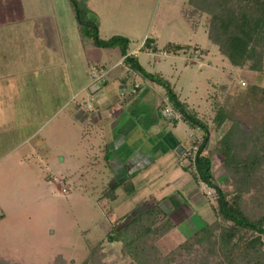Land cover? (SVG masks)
<instances>
[{
    "label": "rangeland",
    "instance_id": "1",
    "mask_svg": "<svg viewBox=\"0 0 264 264\" xmlns=\"http://www.w3.org/2000/svg\"><path fill=\"white\" fill-rule=\"evenodd\" d=\"M86 5L98 17L99 36L128 38V49L138 47L147 36L157 39L159 52L169 41L197 45L198 52L208 48V55L200 59L193 50L187 56H161L159 66L164 72L160 75L174 83L181 97L204 116H210L216 97L234 96L248 83L264 86V73L233 67L208 43L204 18L198 30L192 29L181 15L187 0H87ZM0 21V258L4 263L56 264L61 256L64 264H80L87 255V242L101 241L107 264H125L120 243L109 234L113 224L126 223L143 209L139 202L143 197L166 190L165 185L178 187L183 202L175 207L180 215L175 229L159 241L164 253L190 234L191 228L182 223L191 218L192 211L202 222L212 218L213 190L203 186L186 193L184 188L187 183L194 185L193 179L184 170L189 177L182 182L179 168L188 159L173 150L153 154L155 159L148 160L138 177H114L121 172L114 170L112 151L119 135L130 133L132 107L123 108L116 101L113 110L104 113V139L100 141L98 133L91 134V98L84 102L86 119L79 116L83 110H75L73 94L78 87L99 85L93 83L87 65L96 45L82 32L70 0H0ZM100 49L107 56L102 55L107 67L121 54L110 56L118 47ZM122 68L119 65L113 74ZM220 83L227 88H219ZM155 88L162 93V86L155 83ZM100 101H92V106ZM98 109L106 111L102 105ZM120 111L129 114L119 118ZM177 130L189 147L194 137L187 138L181 123ZM214 143L212 139L209 148ZM212 167L221 183L227 173L219 157L213 159ZM125 182L132 183L131 192ZM206 189L212 193L207 195ZM198 193L203 202L194 205L193 196Z\"/></svg>",
    "mask_w": 264,
    "mask_h": 264
},
{
    "label": "trees",
    "instance_id": "2",
    "mask_svg": "<svg viewBox=\"0 0 264 264\" xmlns=\"http://www.w3.org/2000/svg\"><path fill=\"white\" fill-rule=\"evenodd\" d=\"M86 1L70 0L82 32L97 47H118L125 64L162 86L182 120L202 130V137L194 142L198 144L196 158L192 163L189 149L183 169L194 178L198 175L214 192L215 202L212 199L209 203L212 218L167 253L159 241L174 228V222L160 199L148 196L139 201L143 209L120 227L113 224L109 233L113 241L120 243L125 264H264V86L248 83L234 96H224V100L216 97L210 116H204L180 98L168 79L148 72L135 56L127 53L128 38H101L98 17ZM181 15L194 30L204 18L209 44L230 65L258 75L264 73V0H187ZM190 49L197 48L170 41L162 48L173 54ZM140 50L157 51L156 38L145 37ZM206 52L204 49L200 53ZM219 88L224 90L227 86L220 83ZM212 139L215 143L209 148ZM215 157L221 159L227 173L221 183L212 167ZM124 187L132 191L131 182H125ZM56 260V264L65 262L61 256ZM80 264H107L101 241L87 242V255Z\"/></svg>",
    "mask_w": 264,
    "mask_h": 264
},
{
    "label": "crops",
    "instance_id": "3",
    "mask_svg": "<svg viewBox=\"0 0 264 264\" xmlns=\"http://www.w3.org/2000/svg\"><path fill=\"white\" fill-rule=\"evenodd\" d=\"M1 23L2 22L0 21V24ZM142 42L143 41L138 43V47H136L135 49H128L127 53L135 56L138 62L142 65V67L145 68L148 72L151 71L149 70L151 68L156 69L157 71H152V72H159L162 76H163L162 73L164 72H162V70H159V66L162 65L160 59L161 56L165 59L171 56L178 57L180 56V54L183 53L187 56V54L191 51L190 49L187 52H179L177 54L166 53L163 50L161 52L141 51L140 47L142 45ZM183 44H187V43H183ZM192 46H196L197 49L193 51L195 53L197 52L199 59L203 56H207L209 53L208 48L206 49L207 50L206 53H200L198 52L199 47L197 45H192ZM93 47L94 49L92 50L93 52L91 54V60L87 61L88 67L90 68V63L93 64L92 62H95L94 63L95 65L101 66V68H103L108 74L106 75V81L103 84H98L99 86L97 87H92L91 84L89 83H84L83 86H81L80 88L78 87L77 91H75L73 94V99H75V104H76L75 110H77L78 112L83 110L82 111L83 114L80 115L79 113V116H83L82 120L86 119L87 114H86V110H85L86 107L84 105L85 104L84 102L89 101L91 98L92 108H91L90 128L94 127L93 129H91L92 131L91 134H94L93 132H95V135L98 133L99 136L98 135L97 136L99 137V141H100L101 139L102 140L104 139L103 138L104 134H102L101 132L103 131L102 128H104L102 127L103 126L102 119L106 117L104 113L107 112L108 110L111 109L113 110L116 101H117L116 103L122 105L123 108L125 106L132 107L130 110V114L125 112L121 113L122 111L119 112V118L120 117L124 118L125 116L127 117V115L129 114V117L133 118L134 122L132 121V123L129 124V127L127 128V130H130V133L128 132L129 134L127 133L126 135H124L123 133L119 135L118 142H116L117 144L115 145L116 150L112 151L114 154L112 157V161H115L114 170L121 172V173L115 172L114 177L115 178L119 177V179H122L124 176H126L127 178L130 177L131 179L135 176L138 177V175H142L141 169L146 167V165L149 162L148 160L152 161L153 159H155V156H153V154L158 156V154H163V152L165 151L167 152L168 150H173L175 153H177L176 152L177 146H182L184 148L182 154L177 153V155L181 159L185 158L184 155L190 149L189 148L190 145L192 146V144H194L196 140L199 141L200 138L202 137L203 135L202 130L200 128L190 127L183 120L178 122H170L164 119L160 114L162 100L163 97L165 96L164 89L162 88L163 89L162 93L159 92V90L155 88V83L153 81H150L149 79L142 77L141 75H139V73H136L127 64H125L123 62V56L121 54L120 57L116 59L110 67H107L103 63V61L106 62V59H103L102 55L104 56V58H107V56L103 54L104 53L102 52L103 50H101L99 47L96 46ZM114 53L116 55L120 53V50L119 49L112 50L110 56H112ZM119 65L123 66L122 70H120L119 72H115L113 74L112 71H114ZM89 68L88 70L90 71ZM165 78L168 79L166 76ZM170 83L173 85L174 90L176 91L175 84L172 83L171 81ZM83 92L84 95H82ZM177 93L179 94L180 98L183 99L180 93L179 92ZM81 95L82 97L80 101H76V98ZM96 95L98 96V98H96L97 97ZM97 99L101 100L100 105L92 106V101H96ZM101 105L106 107L105 109L106 111L103 112L102 110L98 109ZM94 110L98 111L97 115L93 113ZM92 113L94 116L92 115ZM79 118L81 119V117ZM127 122L128 120L125 121L126 125ZM94 123L95 126H93ZM179 123H181V125H183L185 130L187 131V138L189 137L192 140L194 137V140L191 143H190V139H187L188 144L190 143L188 145L189 147H187L182 142L184 137H182L180 132L177 130V125ZM195 131L197 132L199 131L200 133L199 132L196 133ZM145 144L146 145L148 144L146 148L144 146ZM106 153L108 155L109 151H106ZM130 157L131 160L129 162L128 160L130 159ZM179 169H181L180 170L181 172H179V176H181L182 179L184 178L182 182H184L185 180L187 181L189 176L190 178L193 179L192 181L194 185H192L191 183H187V186L184 188L186 193L191 194L195 192L196 188H198V190H201L203 186L206 187L204 183L200 184L198 182V179H196L197 176L196 178H194L189 171H185L189 173V176L186 173H184L183 165ZM122 183L123 181L119 182L120 185ZM165 187L166 188L164 189L166 190L164 191L156 190L155 192H150L145 197L154 196L157 199H160L163 208L165 209L166 213L168 214V216L171 218V220L174 222V225L176 226V224L179 222L178 218L180 215L176 214L177 211L175 207L179 205V202H183L182 198L180 197L181 191L178 190V187L177 188L172 187L171 189H169L168 185L167 186L165 185ZM205 192L207 194V189L205 190ZM200 195L201 194L198 193L195 196H193L194 205L195 204L199 205L201 204V202H203ZM203 196H204V191H203ZM195 213L196 214H194V211H192L190 215L191 218L190 219L188 218L185 221V223L181 222L184 226H187V228L188 227L191 228V231H189L190 233L203 223L202 222L203 219H201L202 217L199 214H197V212ZM175 226L173 229H175Z\"/></svg>",
    "mask_w": 264,
    "mask_h": 264
},
{
    "label": "built area",
    "instance_id": "4",
    "mask_svg": "<svg viewBox=\"0 0 264 264\" xmlns=\"http://www.w3.org/2000/svg\"><path fill=\"white\" fill-rule=\"evenodd\" d=\"M106 73L107 72L103 68L98 67L95 64H93L92 67H90V74H91L90 76L93 79V83L103 84L106 81ZM160 114L164 119L170 122L182 121L181 114L171 104L167 96L163 97ZM197 150H198V144H193L190 147V160L192 163L194 162L196 158ZM196 176H197L198 182L202 184L203 182L198 178V175ZM54 180L56 182L62 183V180L57 179L56 177H54ZM64 190L66 191V189ZM211 193H212L211 191H207L208 195H210Z\"/></svg>",
    "mask_w": 264,
    "mask_h": 264
},
{
    "label": "water",
    "instance_id": "5",
    "mask_svg": "<svg viewBox=\"0 0 264 264\" xmlns=\"http://www.w3.org/2000/svg\"><path fill=\"white\" fill-rule=\"evenodd\" d=\"M183 150H184V148H183L182 146H177V148H176V152H177L178 154H182ZM110 237H111V236H110ZM109 239H111V238H109Z\"/></svg>",
    "mask_w": 264,
    "mask_h": 264
}]
</instances>
